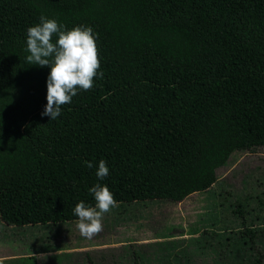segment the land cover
<instances>
[{"label":"trees","instance_id":"1","mask_svg":"<svg viewBox=\"0 0 264 264\" xmlns=\"http://www.w3.org/2000/svg\"><path fill=\"white\" fill-rule=\"evenodd\" d=\"M42 15L69 30L90 26L103 73L55 120L41 115L50 67L26 61L27 29ZM257 148H264V0H0L6 225L76 222L75 205L94 206L89 189L97 183L118 206L182 203L222 184L217 171L235 152ZM101 160L109 168L103 180ZM220 197L229 222L249 233L264 225L256 188L234 197L228 186ZM11 261L37 264L34 256ZM133 264H143L136 252Z\"/></svg>","mask_w":264,"mask_h":264},{"label":"rangeland","instance_id":"2","mask_svg":"<svg viewBox=\"0 0 264 264\" xmlns=\"http://www.w3.org/2000/svg\"><path fill=\"white\" fill-rule=\"evenodd\" d=\"M222 184L195 193L182 203L137 202L117 206L103 217V231L83 237L77 222L57 226H8L0 219V264L34 256L37 264H264V225L247 229L225 219L220 193L234 197L252 192L264 200V148L237 151L218 169ZM262 184L260 188L258 185ZM227 218V217H226Z\"/></svg>","mask_w":264,"mask_h":264},{"label":"clouds","instance_id":"3","mask_svg":"<svg viewBox=\"0 0 264 264\" xmlns=\"http://www.w3.org/2000/svg\"><path fill=\"white\" fill-rule=\"evenodd\" d=\"M54 36L57 37L55 42ZM96 39L90 26L80 25L69 30L57 20L43 15L39 23L27 29V63L50 67L47 104L42 116L55 120L61 115L62 106L70 104L79 90H91L95 86V78H103ZM87 166L92 168L93 164L88 163ZM108 174L106 161H99L96 176L103 180ZM89 191L94 196L95 205L81 201L73 211L78 217L77 228L80 234L91 239L103 231L104 215L117 207L118 202L106 185L97 183Z\"/></svg>","mask_w":264,"mask_h":264},{"label":"crops","instance_id":"4","mask_svg":"<svg viewBox=\"0 0 264 264\" xmlns=\"http://www.w3.org/2000/svg\"><path fill=\"white\" fill-rule=\"evenodd\" d=\"M2 223H3V222H2ZM2 243H3V242H0L1 246H2ZM1 246H0V247H1Z\"/></svg>","mask_w":264,"mask_h":264}]
</instances>
